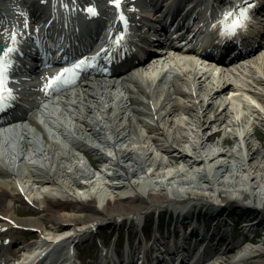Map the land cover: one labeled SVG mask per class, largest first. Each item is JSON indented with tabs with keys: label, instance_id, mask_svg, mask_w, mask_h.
<instances>
[{
	"label": "bare ground",
	"instance_id": "6f19581e",
	"mask_svg": "<svg viewBox=\"0 0 264 264\" xmlns=\"http://www.w3.org/2000/svg\"><path fill=\"white\" fill-rule=\"evenodd\" d=\"M19 1L28 3L10 0L6 11L0 8V45L10 41L15 47L25 39ZM200 3L201 0L195 4L189 0H122L117 7L111 0H34L29 7L38 12L42 8L54 10L57 4L62 7L65 19L61 23L54 19L48 26V31L61 33L56 38L57 45H61L71 32L93 31L97 36L92 18L100 24L108 23L112 29H121L119 38L124 29L132 33L144 27L150 30L149 20L168 21L173 17L184 21L188 14H195V19L203 11ZM89 6L95 7L98 14L88 13ZM154 11L160 15L149 18L147 14ZM121 13L126 22L121 20ZM84 15L89 19L82 28L72 18ZM240 32L230 44L214 50L222 54L224 61L243 57V64L251 58L247 51L258 47L257 34L244 29ZM156 33V28L151 29V36ZM48 35L41 36L42 44ZM48 37L52 41L51 35ZM72 44L70 41L69 47ZM133 44V39L111 43L103 53L117 63L112 70L114 81L136 64ZM97 60L95 54L89 62ZM190 68L192 75L187 73ZM142 69L139 66V71L120 84L93 82V77L56 95L53 89L37 82L33 100L14 91L11 104L4 102L5 108L23 109L17 116L32 126L24 125L16 130L17 134H6L4 140L8 143L2 145L4 140L0 141V233L8 236L28 227L39 231L37 236L44 245L79 244L85 236H93V230L103 222L143 219L142 214L149 210L164 209L157 219L165 218L167 225L157 228L159 231L193 227L195 219L201 226L205 223L207 229L202 235L209 241L211 251L226 248L221 260L212 262L207 258L204 264H264V152L255 140H264V113L243 98L264 96L253 89L254 84L264 85V63L263 70H255L251 81L245 80L243 86L219 85L218 78L210 73L199 77L192 63L184 69L148 65V75L141 74ZM231 89L243 108H232L228 95L221 110L216 96L227 95ZM46 102L60 105L62 110L44 106ZM248 110L257 114L261 125L250 126ZM19 199L38 211L40 219H18L14 203ZM68 208L73 213H63ZM235 221L243 223L244 229H236L230 236H245L248 231L254 234L252 239L260 238L258 242L243 246L244 238L232 243L227 229ZM46 223L51 230L47 233L43 232ZM191 230L189 235H198L196 229ZM141 232L151 233L143 229ZM67 235L68 239L61 240ZM159 235L156 237H166L162 232ZM149 246L143 242L142 254L150 256ZM31 251L38 250L30 242L16 248L12 255L4 254L0 264H26L24 257L28 256L23 253ZM32 258L33 255L26 260ZM102 258L100 264H116L108 254ZM135 258L125 252L123 263L120 260L118 264H131L129 261Z\"/></svg>",
	"mask_w": 264,
	"mask_h": 264
},
{
	"label": "rangeland",
	"instance_id": "374dc122",
	"mask_svg": "<svg viewBox=\"0 0 264 264\" xmlns=\"http://www.w3.org/2000/svg\"><path fill=\"white\" fill-rule=\"evenodd\" d=\"M189 1L193 2V0H189ZM205 2H206V0H203V5H206ZM217 5H218V3H217ZM263 58H264V50H262L261 52H259L258 54H256L254 56L253 61H258L257 62L258 64L256 65L254 63H251V65L248 66V68L243 70L241 75L243 76L244 80L239 83L240 86H243L246 84L244 82L245 80L251 81L250 77L253 75L255 70H259V71L263 70V69H261V68H263V63H264V61H262ZM254 88L257 92H259V93L261 92L264 95V85L258 86L256 84H254L253 89ZM227 96L228 95L222 94V95L216 96V99H218L219 103L221 104L223 101L226 100ZM243 98H245V100H250V102L253 103L257 107V109H259L261 112L264 113V96L262 98H256L254 96L244 95ZM241 99H242V97H241ZM237 105H239V102L235 98L231 99V107L234 108V107H237ZM246 114L249 116V119L251 120L250 126L254 125V123L256 126L261 125L260 124L261 122H259L256 119L257 114L253 113L252 110H250L248 112L246 111ZM255 140H256V143L262 147V150L264 152V140H261L258 137H256ZM77 154L82 155L79 151H77ZM85 159L89 163V160L87 159V157ZM90 166H91V164H90ZM58 194L60 197L63 196V194H61V193H58ZM14 209H15V211H17V214H19L17 216L18 219L38 220L41 217L38 211H36L32 207L24 204V202L21 199H19L17 202L14 203ZM163 210L164 209H160L158 211L149 210V211L143 213L142 217H144L145 219H150V220L151 219L152 220L157 219V214L161 213ZM21 212H28V213H26L25 215H21ZM69 212L73 213V211H71V209L69 210V208L63 211V213H65V214L66 213L68 214ZM138 219L139 220L137 222H141L143 220L140 217ZM132 222H134V221L131 219H122V220H119L116 222H111V223L103 222L100 226L95 228L93 230L95 233L93 235V240L91 241L89 239H84L81 242V244L79 245L77 252H78V254L80 253V256H79L80 258L77 260V264H100V261H102V259L103 260L105 259L102 257L103 256L105 257L106 253L110 254V252L113 251V249H114L113 244H111L108 247V244L110 242L109 241L110 233H114L113 240L117 238L120 243L123 240V242L125 244H126V241L131 237L132 234L136 235V239H138V238L144 239L145 237H144V234L141 232V230L135 231L131 227ZM153 228L155 229L156 226L154 225ZM49 230H50V224L46 223V225L43 226V232L47 233V232H49ZM5 234H7V233H4V232L0 233V242L2 241L1 239H2L3 235H5ZM11 235H14L13 240L16 242V248L17 249H19V247H21V246L30 245V242L34 243V247L36 249H39L42 246V243L39 241V238L37 236V235H39V231L36 229L25 227L22 230H14L11 233ZM31 236H33V237H31ZM36 236H37V238H36ZM135 245H136V243H135ZM107 247H108V249H107ZM16 248H14V247L11 248L9 254L12 255V253L14 252V250H16ZM23 254L30 255V252L23 253ZM212 262H214V261H212ZM12 264H16V263L12 262Z\"/></svg>",
	"mask_w": 264,
	"mask_h": 264
},
{
	"label": "snow or ice",
	"instance_id": "6c2138e0",
	"mask_svg": "<svg viewBox=\"0 0 264 264\" xmlns=\"http://www.w3.org/2000/svg\"><path fill=\"white\" fill-rule=\"evenodd\" d=\"M111 3L119 7L122 3V0H111ZM87 12L90 14H98V10L93 6H89L87 8ZM226 15L233 17L234 13L229 10ZM121 20L126 22V17L123 15V13H121ZM250 20L251 16L249 15V9L247 7L241 8L240 15H235V18L231 24H225V31L223 34L235 35L239 30L246 29L248 27L247 22ZM15 35L17 34L14 33L13 37H15ZM121 36H123V33H121ZM119 42L120 41H117V43ZM0 51H3V55L0 56V111H3L5 106L10 105L11 101L15 98L14 90L8 86V81L10 78L8 75L9 64L12 63V61L9 60V57L13 53L23 55V52L19 46L0 48ZM89 60V57L84 56L77 59L71 67H63L59 73L49 78L46 88H61L65 84H70L78 80L82 70L92 66ZM5 93L9 94L7 105L4 103Z\"/></svg>",
	"mask_w": 264,
	"mask_h": 264
}]
</instances>
